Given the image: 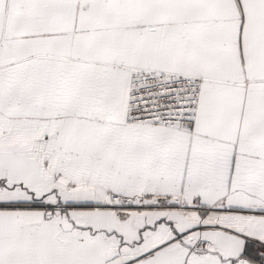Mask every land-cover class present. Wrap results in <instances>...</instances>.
Segmentation results:
<instances>
[{
    "label": "snow or ice",
    "instance_id": "snow-or-ice-1",
    "mask_svg": "<svg viewBox=\"0 0 264 264\" xmlns=\"http://www.w3.org/2000/svg\"><path fill=\"white\" fill-rule=\"evenodd\" d=\"M0 264H264V0H0Z\"/></svg>",
    "mask_w": 264,
    "mask_h": 264
}]
</instances>
